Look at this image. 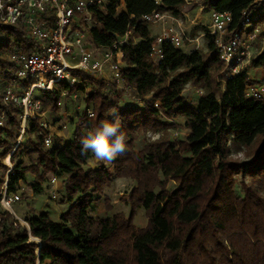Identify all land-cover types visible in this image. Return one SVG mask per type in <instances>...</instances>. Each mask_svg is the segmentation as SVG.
Wrapping results in <instances>:
<instances>
[{
  "label": "trees",
  "instance_id": "1",
  "mask_svg": "<svg viewBox=\"0 0 264 264\" xmlns=\"http://www.w3.org/2000/svg\"><path fill=\"white\" fill-rule=\"evenodd\" d=\"M186 1L106 0L103 12L93 10L95 23L88 37L94 48H108L127 35L118 45L122 54L118 74L123 85L141 98L142 106L120 107L99 74L76 70L84 85L59 84L53 91H41V110L57 112L61 92H76L84 94L85 108L91 107L92 116L84 109L71 138L51 148L43 145L47 131L30 120L25 129L32 136L27 147L20 141L13 149L21 109L7 105L5 126L0 127V168L8 169L3 162L7 153L12 163L6 192L18 193L27 184L37 194L48 176L65 177L69 207L58 221L45 211L26 215L22 220L27 227L0 204V264H264V98L246 97V69L228 74L207 30L205 52H185L163 42L161 57L155 61L151 56L155 39L142 16L157 12L178 17V8ZM199 3L230 14L227 35L241 27L246 15L251 17L249 30L258 28L257 18H264V4L258 0ZM121 5L124 10L118 12ZM0 31L4 87L13 74L9 53L27 52L31 40L21 24L1 25ZM249 64L264 74V49ZM218 79L223 81L221 90ZM18 84L21 89L27 86L23 80ZM187 84L203 89L195 105L181 96ZM2 90L0 109L5 107ZM176 117L183 118L187 132L173 139L168 130L175 127L171 120ZM117 118L126 149L111 161V167L115 176L134 181L129 213L96 218L88 210L93 195H100L110 183L109 173L104 167L88 166L92 152L82 153L81 140L102 122ZM148 133L157 137L136 150L138 135ZM231 147L247 150L246 159L231 157ZM21 149L29 164L14 161ZM28 173L36 177L33 182H27ZM236 175L242 178L241 193L236 191ZM245 177L251 182L246 183ZM169 181L175 185L170 190ZM138 207L147 215L142 228L133 223Z\"/></svg>",
  "mask_w": 264,
  "mask_h": 264
},
{
  "label": "built area",
  "instance_id": "2",
  "mask_svg": "<svg viewBox=\"0 0 264 264\" xmlns=\"http://www.w3.org/2000/svg\"><path fill=\"white\" fill-rule=\"evenodd\" d=\"M264 0H258V4ZM106 0H0V26L21 24L31 40L27 52L14 51L9 53L8 60L13 65V74L2 90L1 101L5 105L0 109V127L5 126L7 105L14 104L21 109L19 133L13 149L25 134L27 123L36 120L42 130L45 148L52 147L51 122L41 110L40 101L35 91H53L59 84L69 87L84 85V80L75 75V71H87L101 74L105 64L109 65L116 83L120 81L118 69L121 52L119 41L104 49L94 48L88 37L89 29L94 25L93 10L103 12ZM164 14L153 12L142 16V19L154 23L161 20ZM231 20L228 12L212 11L210 25L206 33L213 36L216 52L228 74H237L250 61L249 44L258 33V28L249 30L251 17L246 15L238 30L227 35V26ZM183 31L178 27L169 26L154 38L151 56L157 61L161 57V44L168 42L181 47ZM33 43V44H32ZM27 83L21 89L19 81ZM73 97L76 92L71 93ZM64 95V91L61 92ZM245 95L249 98L264 97V86L256 84L247 77ZM60 105V101L58 102ZM88 117L92 116L91 108H85ZM12 149V150H13ZM9 155L5 158L7 171L0 189V204L11 214V204L18 199V193L6 192L7 173L11 169ZM57 177L48 180L50 197L57 198L54 187ZM26 225V222H23ZM27 226V225H26Z\"/></svg>",
  "mask_w": 264,
  "mask_h": 264
},
{
  "label": "rangeland",
  "instance_id": "3",
  "mask_svg": "<svg viewBox=\"0 0 264 264\" xmlns=\"http://www.w3.org/2000/svg\"><path fill=\"white\" fill-rule=\"evenodd\" d=\"M200 0H188L186 3L178 8L180 15L178 17L172 16L169 13H164L163 19H171L170 25L173 27H178L183 31V38H182V45L181 48L185 50H197L200 52H205L206 50V41L204 39V31L208 30V27L210 25V19H211V10L204 8L201 3H199ZM122 8V7H121ZM121 8H118V12L121 10ZM104 11V9H103ZM181 12H186L187 15L185 16ZM255 14V12H252V16ZM259 17V15L257 16ZM163 19L162 21H157L154 24L149 23L150 29H155L156 27H161L160 25H163ZM259 27V33L256 37V39L249 44V46L252 48H249L250 57H253L261 47H264V18L258 19L255 23ZM3 39V33L0 31V41ZM127 40V35L119 38V42L123 43ZM118 60L121 61V57ZM247 64V63H246ZM120 65H122L120 63ZM248 66L249 65H244ZM101 74H104V77H106V80H108V84L110 85L113 97L117 100L118 105L120 107L128 106V105H140L142 106L141 98L136 95L133 89L124 86L120 82L116 83L114 80V77L112 75V71H102ZM100 74V76H101ZM106 74V75H105ZM247 77L251 80H253L256 84L260 85L261 87L264 86V74L260 68H254L251 67L249 69V73L247 74ZM219 86L218 89L221 90L223 88V81L221 79H218ZM3 87V78L0 76V93ZM88 86H85V89H87ZM203 92V89L200 88L197 85L194 84H187L184 89L181 92V96L183 99L191 103L193 105L196 104L197 98L199 95H201ZM35 94L37 96H40L39 91H35ZM264 98V97H263ZM60 105H58V110H60L62 117L56 115V112H50L45 111V117L51 122L52 127L55 125H58L64 132V135L67 137H71L72 130L74 129V123L77 119V116H79L83 110L85 109L86 105L84 103V94H76L75 97L71 95H61L60 96ZM91 108V107H89ZM57 110V111H58ZM171 122L175 125V127L170 128L168 130L169 137L171 138H183L186 134V129L183 127V118L182 117H176ZM32 138L31 134H24L21 138V143L24 148L27 147V143L29 138ZM157 137L155 134H139L136 141H135V149L140 150L144 144L148 140H153ZM63 138V137H62ZM59 140L58 138L54 137L52 140L53 146H56L58 144ZM14 146V144H13ZM246 151L245 149L236 150L235 148H230V156L233 158H237L240 160L246 159ZM9 154L7 153L3 157V162L6 164L5 158ZM22 160L24 164H29V159L26 157L23 149H21L15 156L14 161ZM10 162V159H9ZM11 166L12 163L10 162ZM88 166L93 168H99L104 167L109 173V179L110 183L104 187L102 193L100 195L94 194V200L88 210L89 215L92 217H110L113 214L116 213H122L125 216L129 213V202H128V196L129 192L134 186V181L127 177H117L113 174L111 162H105V161H98L95 159V156L93 153H91V157L88 160ZM6 171L4 169L0 168V178L5 176ZM51 176H48V179L42 184V191L36 195V200H31L30 198L34 194L30 187L27 184H22L21 189L18 192V199L15 200L11 204V209L14 212L13 207L17 203H23L27 205L26 203L29 202L28 206L36 204L37 207H40V205H43L44 211H46L49 215V217L52 220H55V214L53 213L54 207L57 205H61L64 203H69L64 195L63 190V179L57 177V184L54 187L57 192V198L52 199L50 197V189L52 188L48 184V180ZM36 179V177L33 174H26V180L27 182H33ZM242 178L240 175H236V191L237 193H241L239 189V181ZM245 182L249 183L251 180L248 177H245ZM256 184V183H254ZM174 183L172 181H169L166 185L167 189H172L174 187ZM27 201V202H26ZM35 206V207H36ZM58 208V207H57ZM60 209V208H59ZM16 215V214H15ZM22 219L21 217H19ZM22 223V222H21ZM133 223L135 227L142 228L147 223V215L145 211L138 207L135 212V216L133 218ZM23 224V223H22ZM37 243H39L36 240Z\"/></svg>",
  "mask_w": 264,
  "mask_h": 264
},
{
  "label": "clouds",
  "instance_id": "4",
  "mask_svg": "<svg viewBox=\"0 0 264 264\" xmlns=\"http://www.w3.org/2000/svg\"><path fill=\"white\" fill-rule=\"evenodd\" d=\"M82 153L91 151L98 161L111 162L126 149L125 136L120 132L119 118L115 122L104 121L89 131L81 140Z\"/></svg>",
  "mask_w": 264,
  "mask_h": 264
},
{
  "label": "crops",
  "instance_id": "5",
  "mask_svg": "<svg viewBox=\"0 0 264 264\" xmlns=\"http://www.w3.org/2000/svg\"><path fill=\"white\" fill-rule=\"evenodd\" d=\"M156 1H158V0H156ZM122 7V8H121ZM120 8H121V10L119 11V12H121V11H123L124 10V6L123 5H121L120 6ZM212 11L213 10H211V13H212ZM181 13H183L185 16L187 15V13L186 12H181ZM164 18V17H163ZM162 18V19H163ZM162 19L161 20H159V21H162ZM175 19H176V17H175ZM171 20V19H170ZM169 19H163V25H160L161 27H156L155 29H150V26H148V29H149V32H150V36H152L153 38H155L161 31H162V29H164V28H167V27H169V25H170V21ZM155 23V22H154ZM153 23V24H154ZM256 26H258V25H256ZM259 27V26H258ZM119 40V39H118ZM254 43V42H253ZM181 48V47H180ZM206 48V47H205ZM249 48H252V46L250 47L249 46ZM183 51H185V52H190V51H192L191 49H189V50H185V49H183V48H181ZM264 49V47H261L260 48V50L257 52V53H259L260 51H262ZM256 53V54H257ZM255 54V55H256ZM254 55V56H255ZM119 59H120V56H119ZM119 61V60H118ZM120 63L122 64V62L120 61ZM119 63V64H120ZM245 65H248V62H247V64H245ZM250 65V64H249ZM251 68V67H250ZM250 68H248V66H244V69H246V71H247V74L249 73V69ZM104 71H108V72H111V70H110V68H109V65L108 64H105V66H104V68H103V72ZM106 75V74H105ZM101 78H103V80L105 81V82H107V83H109L108 82V80H106V77H104V74H101V76H100ZM121 84H123L122 83V81L120 80L119 81ZM56 115H58V116H61L62 117V114H61V112H60V110H58L57 112H56ZM50 133L52 134V140H53V138L54 137H56V138H58V140H59V142H58V144L56 145L57 147H60L62 144H63V142L64 141H66V140H68V139H70L71 137H67V136H65L64 135V132H63V130L58 126V125H55V126H51V129H50ZM72 133H73V130H72ZM70 136H72V134L70 135ZM63 137V138H62ZM37 194H39V193H37ZM37 194H33L32 195V197L30 198L31 200H36V195ZM34 200V201H35ZM27 202V201H26ZM27 205H25V204H23V203H17L16 205H15V207H13V209H14V213L16 214V216H18V217H24V216H26V215H32V214H37V213H40V212H43L44 211V209H43V205H46V204H44L43 203V205H40V207H37L36 206V204H34V205H30V206H28V204H29V202H27L26 203ZM36 206V207H35ZM58 207V208H57ZM69 207V203H64V204H61V205H57V206H55L54 207V210H53V213L55 214V221H58L59 220V218H60V215L67 209ZM60 208V209H59ZM46 212V211H45Z\"/></svg>",
  "mask_w": 264,
  "mask_h": 264
},
{
  "label": "water",
  "instance_id": "6",
  "mask_svg": "<svg viewBox=\"0 0 264 264\" xmlns=\"http://www.w3.org/2000/svg\"><path fill=\"white\" fill-rule=\"evenodd\" d=\"M11 213V212H10ZM14 217L18 220V221H20V222H24L22 219H20L18 216H16V215H14ZM27 225V224H26ZM27 227H28V225H27ZM32 238V237H31ZM37 251H38V249H37Z\"/></svg>",
  "mask_w": 264,
  "mask_h": 264
}]
</instances>
